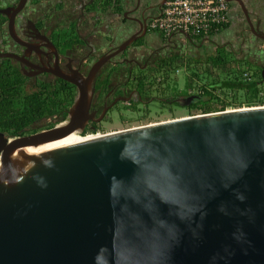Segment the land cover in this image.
Here are the masks:
<instances>
[{
  "label": "water",
  "instance_id": "water-1",
  "mask_svg": "<svg viewBox=\"0 0 264 264\" xmlns=\"http://www.w3.org/2000/svg\"><path fill=\"white\" fill-rule=\"evenodd\" d=\"M156 1L126 7L135 6L140 25ZM100 63L87 79L72 78L80 91L69 124L12 140L0 134V156L73 134ZM0 264H264V105L0 160Z\"/></svg>",
  "mask_w": 264,
  "mask_h": 264
},
{
  "label": "flooded vegetation",
  "instance_id": "flooded-vegetation-1",
  "mask_svg": "<svg viewBox=\"0 0 264 264\" xmlns=\"http://www.w3.org/2000/svg\"><path fill=\"white\" fill-rule=\"evenodd\" d=\"M127 1L0 0V134L12 140L69 124L80 91L72 78L87 79L99 62L89 85L88 113L73 125L75 138L186 116L175 115L174 106L190 110L197 93H170L167 85L186 43L205 45L197 50L202 60L248 62L262 75L264 40L254 36L241 1L264 33V0H227L231 26L204 40L150 30L149 12L139 25V14ZM161 6L159 0L154 12ZM128 24L134 27L127 30ZM192 95L190 105L176 100ZM153 102L161 104L154 113Z\"/></svg>",
  "mask_w": 264,
  "mask_h": 264
},
{
  "label": "trees",
  "instance_id": "trees-1",
  "mask_svg": "<svg viewBox=\"0 0 264 264\" xmlns=\"http://www.w3.org/2000/svg\"><path fill=\"white\" fill-rule=\"evenodd\" d=\"M230 26L231 22L227 23L219 33L211 32L208 35L191 36L204 40L205 38L219 35ZM210 60H212L210 62V70L207 72L212 73L219 70L222 73L218 74V77L214 76L213 73L209 74L206 78L210 81H205L203 84L198 82L199 80L202 81L201 73L204 71L195 73L199 80L185 90V94L197 93V99L188 106L191 111L209 113L226 110L227 107L232 105L238 107L243 105L248 107L264 105V80L259 72L251 74L249 68L246 67L248 62L233 61L227 57L219 58L218 56ZM178 69V66H175V72ZM246 73L248 76L245 75Z\"/></svg>",
  "mask_w": 264,
  "mask_h": 264
},
{
  "label": "built area",
  "instance_id": "built-area-1",
  "mask_svg": "<svg viewBox=\"0 0 264 264\" xmlns=\"http://www.w3.org/2000/svg\"><path fill=\"white\" fill-rule=\"evenodd\" d=\"M229 22L227 0H167L161 14L150 20L149 28L164 37L179 31L200 36L219 33Z\"/></svg>",
  "mask_w": 264,
  "mask_h": 264
},
{
  "label": "rangeland",
  "instance_id": "rangeland-1",
  "mask_svg": "<svg viewBox=\"0 0 264 264\" xmlns=\"http://www.w3.org/2000/svg\"><path fill=\"white\" fill-rule=\"evenodd\" d=\"M254 35V34H253ZM256 36V35H254ZM258 44V40H255ZM262 48H264L263 43H261ZM261 46H257L258 48H261ZM205 45H199L198 47L192 45L191 43H186L184 44L183 48L181 49L183 51V54H180L178 59L174 60V66H173V71L169 75V79L167 81V85H169V92L170 93H179L181 91H185L188 86H191L193 84H196L197 81L199 80V77L195 73H200L201 71H204L201 73V80H199V84H203L205 81H210L208 78L209 74H212L216 77H218V74H221L222 71L220 72L219 70L213 71L212 73H208L207 71L210 70V62L212 60H202L197 57V50L202 52L204 50ZM221 49L220 51H222ZM235 63V62H234ZM175 66H178L179 72H175L174 68ZM247 68H249V71L251 74H257L259 72V67L255 64L248 63L246 65ZM237 68V66H236ZM260 73V72H259ZM195 74V76H194ZM196 90V89H194ZM161 107L160 103L153 102L151 104L150 109L153 111L158 110ZM175 115L177 116H191V115H197V114H202V112L198 111H191L186 109V107L181 106V105H175ZM243 107H248L246 105H243L242 107H238L235 105L227 107V109H237V108H243ZM226 109V110H227ZM224 111V110H223ZM183 116V117H186ZM2 158H8V154H4L0 156V160Z\"/></svg>",
  "mask_w": 264,
  "mask_h": 264
},
{
  "label": "bare ground",
  "instance_id": "bare-ground-1",
  "mask_svg": "<svg viewBox=\"0 0 264 264\" xmlns=\"http://www.w3.org/2000/svg\"><path fill=\"white\" fill-rule=\"evenodd\" d=\"M77 134H71L66 137L39 145V146H27L25 148H22L25 151V155H22L20 152L21 150H11L8 152V158H2V160L8 159V160H14V159H21L26 157H31L43 153L52 152L58 149H62L65 147H69L71 145H75L84 141H88L91 139H95L97 137H100L101 135H93V136H87V137H78Z\"/></svg>",
  "mask_w": 264,
  "mask_h": 264
},
{
  "label": "crops",
  "instance_id": "crops-1",
  "mask_svg": "<svg viewBox=\"0 0 264 264\" xmlns=\"http://www.w3.org/2000/svg\"><path fill=\"white\" fill-rule=\"evenodd\" d=\"M159 0H157L156 2L158 3ZM167 0H162V8H163V5L165 4ZM162 11V10H161ZM161 11L158 9L157 11L154 12V17L156 16H159L161 14Z\"/></svg>",
  "mask_w": 264,
  "mask_h": 264
}]
</instances>
